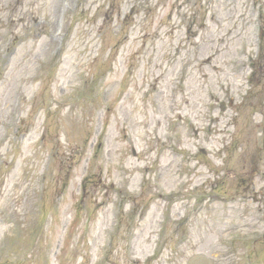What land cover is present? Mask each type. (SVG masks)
Instances as JSON below:
<instances>
[{
	"label": "rangeland",
	"instance_id": "rangeland-1",
	"mask_svg": "<svg viewBox=\"0 0 264 264\" xmlns=\"http://www.w3.org/2000/svg\"><path fill=\"white\" fill-rule=\"evenodd\" d=\"M257 2L0 0V264H264Z\"/></svg>",
	"mask_w": 264,
	"mask_h": 264
},
{
	"label": "flooded vegetation",
	"instance_id": "flooded-vegetation-1",
	"mask_svg": "<svg viewBox=\"0 0 264 264\" xmlns=\"http://www.w3.org/2000/svg\"><path fill=\"white\" fill-rule=\"evenodd\" d=\"M257 1V0H256ZM263 0H259V2L256 3L258 6V9H261L264 6ZM257 22H256V47H257V56L261 55L263 53V43H264V18L260 14L257 16ZM261 150L258 152V156L256 158V163L254 164V171H256V176L254 179L250 180V185L246 188H253V181L256 179L259 183V187L257 190H255L252 196V201L257 203L260 211H264V141L262 142ZM241 187V186H240ZM260 226H264V215H260L259 219ZM264 237V235H263Z\"/></svg>",
	"mask_w": 264,
	"mask_h": 264
}]
</instances>
